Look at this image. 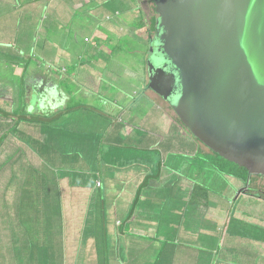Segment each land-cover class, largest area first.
<instances>
[{
	"label": "crops",
	"instance_id": "crops-1",
	"mask_svg": "<svg viewBox=\"0 0 264 264\" xmlns=\"http://www.w3.org/2000/svg\"><path fill=\"white\" fill-rule=\"evenodd\" d=\"M113 1L0 0V49H3V44L12 43L13 45L15 44L19 54H23L25 44L27 43L30 54H35L37 49H42L39 43L42 44L46 41L44 47L47 50V54H49V62L62 66L60 72L63 70V73L67 72L64 64L68 57H76L78 60L83 58L90 59L94 54L95 58L103 61L98 55L106 51L110 52L106 47L110 46L114 37L119 39L120 36H125V38H133L137 42H139L138 40L145 41L147 37L146 27L150 26L151 19L154 16L152 14L151 0H135V4H133L132 0H127V3L124 2V5H127V7L121 11H119V7H113L119 1L117 0L116 3ZM40 12L42 18H47V24L44 28L35 29L34 27V29H30L34 24L32 25L29 19L33 23L38 21V25H42L39 21ZM42 12L45 14L42 15ZM30 13L32 14L29 15ZM120 15L123 17L122 19L119 18ZM24 24L27 25L26 28H24ZM10 25H12L11 29ZM19 26H22L21 29ZM84 31L86 33L82 36L81 33ZM19 42L22 43L21 47L18 46ZM63 56L65 58L64 62L60 61ZM79 64L81 69L78 71L79 74L78 72L75 74L73 81L79 82L85 73L91 74L92 83L93 80L95 82V85L93 84L94 86H92L94 87L93 92H98L100 90L98 83L101 79L100 76L98 77L99 74L93 73H96V70L98 71L97 73H101L102 67L104 69L107 68L100 66V64L107 65L108 63L91 62V65L95 64L96 66L94 65V67L96 68L92 67L93 71L89 70V72L84 69L82 63ZM19 71L22 74V71ZM101 74L103 75V73ZM78 75L79 80L77 78ZM65 78L69 79L68 76ZM142 78L143 90H140V93L144 92L147 80L145 75ZM59 90L57 91L59 97L62 96L63 100H66L67 94L62 93L61 89ZM134 90L131 93L118 89L117 95L114 97L121 103L122 97H126L127 102H132L137 96L139 99L132 103L134 104L133 106L137 107V110L142 114L141 117L144 114L150 116L151 123L143 124V131L149 134H156L167 148V151H164L158 145L155 153L148 152L149 154L157 155L159 158V152L161 153L160 161H163V167L160 168L159 173L154 172L156 166H158L157 162L159 159L155 157L151 158V156L146 154V151L129 152L126 150L131 143L138 142L137 136L139 137L138 140H144L145 137L140 136L139 132L131 133L129 128V130L124 128L125 125H121L122 127H120L106 124L101 126L102 131L100 133L95 134L96 122L91 120L88 122L92 125L90 133L95 134V138L99 142L97 148L100 152H102V149L108 148L106 155L113 158V156L119 154L127 162L125 165L128 168L132 165H140V169H138L139 173L129 171L128 177H124L126 178L125 180L121 181V178H118L119 182L115 174L119 166L118 159H115L113 163L112 173L110 171L106 174L103 171L100 172L102 178H99L95 183L99 180L103 181L102 185L109 200L112 196H115L110 200L113 209L106 213L109 215V220L112 219L110 216L119 218V215L115 216L112 214L115 211L119 213L122 211L118 204L123 201H120L115 193L126 194L124 193L126 188L130 184L135 183L137 178H133L136 176L141 179L140 181L143 180L144 176L145 178L153 177V180L149 182V187L141 191L140 194V198L147 204L145 203L144 206H138L134 209L133 215L126 222L127 229L108 226L104 231L102 227H97L95 230L97 237L95 239L90 236L92 231H84V228H65L60 232L55 230L45 231V227L36 223L35 219H33L34 221L27 228V224H24L22 220H18L13 225L11 223V226H9L10 221L5 226L1 223L0 264H35L36 261H41V264H45L43 261L52 264L53 259L62 261L57 264H89L92 246L100 248L97 249L96 257L93 259L98 260V264H142L144 261L143 255L147 254L151 255L147 264H250V261L253 259L257 260V264H264V229H262L263 233L261 236L258 235L256 229L262 226L259 224L251 226L255 231L254 236L253 234H249V238L247 236L242 237L241 241L236 242L232 240V237L236 238L237 233L241 235L242 228L248 224V216L245 215L243 212L244 208L240 204L244 200L252 199V197L247 196V194H240V190L243 189L244 185L240 182L239 184H234L232 183V179L225 176H219L213 181V185L221 189L220 192H229L231 189L233 191L238 190L236 196L234 192L230 196V198L237 200L238 207L236 206V208H238V212L233 211L232 208H223L217 205L212 198V205L209 206L192 201V188L187 190L184 188L185 179L182 172L184 156L182 154L185 150H194L196 148L194 145L197 142L192 137L188 138L190 135L183 132L184 129L177 119L170 116L168 110L170 111L171 109L168 104L155 94L152 96L150 92H147L143 96H140V93L138 94ZM101 91L98 100L111 103L108 104L107 112H111L114 108L118 110L115 104L116 100L111 101L113 97H106L107 93L111 92L109 88H103ZM50 97L52 95H49V100L52 99ZM56 103V100L51 102L52 105ZM109 115L108 113L105 115L107 122L111 118ZM171 122L176 128L168 127V124ZM127 135L132 136V140L122 143L123 140L128 139ZM127 142L128 147L121 146ZM137 155L143 157L139 158L136 163L133 158ZM102 164L104 163L102 162ZM107 166L111 170V167ZM130 168L137 169L134 166ZM80 180L82 179L79 177L66 175L59 182V188L65 190L64 182L68 188L70 186L80 187L81 185H87L86 181L80 182ZM48 186H50L49 181ZM70 190L73 189L70 188ZM173 190H175L174 193ZM72 195L70 197L73 198ZM131 195H134V193ZM80 197V201L78 199L79 202H87V195H81ZM63 198L68 199L69 197L64 196ZM239 198L240 201H238ZM16 200L18 201L19 199L16 198ZM47 202H50V200L47 199ZM157 202L161 203L160 207L155 206ZM70 203L77 202L71 200ZM184 204L196 207L198 212H187ZM70 208H72V205H68L65 215L66 213H73L75 215L79 213L81 215L83 212L82 209H80L81 211L71 209V211ZM97 216H101V212H97ZM38 233L40 234L39 236L37 235ZM52 233L65 237L60 238V243H57L59 245L57 247L59 248V252L62 250L63 254L61 253L59 256L53 255L51 260V255L47 249H55L50 244L53 241L51 238ZM25 234L27 236L30 234L36 236L35 240L30 237H25L24 239L22 235ZM104 235L105 239L102 238ZM135 236H144L141 242L147 239L150 242L148 245L139 248L140 251H136L134 245V241H136L134 239ZM151 236L154 237L151 238ZM81 247H85V254L79 251ZM152 248H154V254L150 252ZM101 250L103 253L102 257L98 258V252ZM169 253L172 254V257H169ZM105 256L109 261L106 262ZM47 258L48 260H45Z\"/></svg>",
	"mask_w": 264,
	"mask_h": 264
},
{
	"label": "trees",
	"instance_id": "trees-1",
	"mask_svg": "<svg viewBox=\"0 0 264 264\" xmlns=\"http://www.w3.org/2000/svg\"><path fill=\"white\" fill-rule=\"evenodd\" d=\"M151 3L153 11L152 14H154V16L151 19L150 26L146 27L147 37L145 39V43H147V50L149 49L156 33L155 30L157 14L155 12L154 0H151ZM31 14L32 13H30L29 15ZM44 14L45 13L42 12V15ZM29 21L32 25L34 24L31 28L29 27L30 29H34V27L36 29V26L37 28H44L47 24V18H42L41 12L39 15V21L42 25H38V21H35L34 23L31 19H29ZM130 39L133 40V38ZM138 41V43H140L141 40ZM45 42L46 41H44L42 44L39 43L40 47L42 48L41 50L40 48L36 50L37 52L35 54H38L39 56H29L30 50H28V45L26 43V52L23 51L24 56L19 59H26V62H15V60H13L14 58L9 59V62H6L9 67L17 68V73L16 75L13 72L11 73L12 82H10V85L12 87L11 91L13 93L11 100L12 104H10L13 105V101L15 102L14 108L13 106L10 107V112L14 117L10 118L9 121H7L8 117H10L9 114L6 113L7 108H4L6 110H1L0 108V113L3 114V117L0 115V150L5 148V146H7L8 144L13 145L11 152L7 153V155L4 156L2 162H0L1 177L3 178L4 176L3 179L6 180L3 192L0 193V226L1 223H3L4 226L7 225L9 221V226H11L12 213H10V204L9 201H7V197L10 196L13 191H15V193H12L13 196L11 200L14 198L19 199L16 202L18 205L16 203L12 205L14 208H17V214L21 210H23L25 213L30 212L24 217V220L26 222L28 221V223L30 224L34 221L33 219H35L36 223L45 227V231L55 230L57 232H60L65 228H78L76 227V225L79 224V228H84V231L91 230L92 233L90 236L95 239V237H97L95 231L97 227H102L104 231L108 226L127 229L126 222L130 219L131 215H133L132 212L134 211V209L138 206H144V204L146 203L140 198V194L141 191L149 187V182L153 180V177L145 178L144 176L142 181H140L141 179L137 177L135 183H133L132 185L130 184L127 187L126 191L124 192L126 194H121L118 192L115 193L116 197L120 199V201H123L120 204L117 203L122 211L120 213L115 211L114 214H112L115 216L119 215V218L110 216V218L112 219L109 220V215H107L106 213L110 212L113 209L110 200L115 196H112L109 200L107 195L105 194V188L102 185L103 181L99 180L97 183H95L99 178H102V174L100 172H104V170L109 169V167L105 164H102L101 160H99V157H101V152L97 148L99 142H97L95 134L90 133L92 125L89 124V122L91 120L97 123L96 118H98L100 119L102 125L113 124L114 126L120 127L125 125L124 128H127L126 130L130 129L131 133L139 132L140 136H142L143 138L145 137L143 141H141L142 139L138 140L139 137L137 136L138 142L131 143L129 147L128 142L126 143L127 145H121L124 147H128L126 150L129 152L146 151V154H148V152L155 153L158 145L164 151H167V148L156 134H149L148 132L143 131L142 125L145 123L150 124L151 118L149 115L145 114L143 117H141L142 114L139 112V110H137V107L133 106L134 104L132 103L139 99L137 96L132 102H127L128 100L126 97L121 98V103L120 101L114 100L118 110L120 111L114 108L112 109L113 112H107L111 117L108 122L107 119H105L104 115L106 112L102 110L99 111V115L94 116L91 114L93 108H91L92 106L90 105L81 103L76 104V101L74 102V104H69L68 99L71 94L65 86L68 79H66L65 77L63 78L62 75L64 71L60 72L62 66L54 65L53 63L49 62V54H47V50L44 47V45L46 44ZM118 45L115 47V49L119 47ZM114 51V49L111 50L109 58L112 56V52ZM148 59L149 54H147V56L146 54H143L142 64L148 66ZM33 64L36 66V70H32L31 66ZM42 65H45L47 73H50L52 76L47 74V78L40 81L39 79H37V75H41L39 74V72L42 73L40 71ZM94 65L95 64L91 66ZM19 70L22 71V74H20ZM101 70H103L101 71L103 75H101L102 77H100V81L103 82L104 80H106L105 74L107 69H104V67H102ZM44 82L47 88L41 90ZM107 84H109V87L110 85H112L111 88L108 87L109 91H111L110 95H113V89H120L118 88L117 84H113L112 81H109ZM147 85L148 81L146 80L144 92H141L140 96H143L144 93H147L149 91L151 92V90L147 88ZM62 88H64L63 91ZM98 88L100 89L98 92L92 91V94H94L97 98L102 92L101 90L103 88H106V86ZM59 89H61L62 93L67 94V99L63 100V97L61 96L59 97L56 104L50 105L51 99L49 100V95H52V97L50 98H53V96L58 93L57 91H60ZM29 90H31V93H28ZM33 92L37 93L38 96H40V99L36 102H32L31 100ZM3 97L4 98L0 97V101L5 100L8 102V99H6L4 95ZM100 102L104 108H106L107 106L109 107V105H107V102ZM31 108L32 112H29L28 110ZM40 108H43L44 110H40ZM176 119L178 123L181 124L179 119ZM134 120H137L138 122ZM181 126L184 129V132L190 135L199 145L192 151L185 150V152L188 153L189 157H191L188 159L190 161L189 163L195 164H191L189 167L182 168L183 177L185 179L184 188L185 190L192 188V201L209 206L212 205V198L215 200L214 203H216L217 205H220L223 208L229 207L232 208L233 211H236V209H238L236 208V206L238 207L237 200L230 198L228 191L220 192L221 189H218L213 185V181L216 180V178H218L219 176H225L242 183L244 185L243 187H245L246 189L244 190L245 194H247V196L249 197H252L253 200H264V193H261L259 191H253L255 192L253 193L250 189V186L253 184L254 179H260L264 176L249 175L246 169L228 162L218 154L212 152L202 143H200L196 138H194L182 124ZM34 133H38L39 136H35ZM127 137L128 139L123 140L122 143L128 140H132V136L127 135ZM61 148H63L64 150H61ZM198 152H201L202 156H204V159L197 158ZM159 155L160 158L157 162L158 166H156V169L154 171L155 173H159L160 168L163 167V161H160V152ZM35 157L40 161V168L34 166L35 161L33 159ZM17 165L19 166L16 167ZM132 166L137 167V169L130 168ZM132 166H130L128 169H117L115 171L116 176L119 174V177L123 179L124 177L120 176V174H125L127 173V171H135L136 173H139L138 169L140 165ZM108 171L112 173L113 168H111V170H107L104 173L106 174ZM199 173H202L204 177L199 178ZM66 175L79 177L82 179L80 180V182H87L86 186H70V188L72 189H86L82 192L81 195H87V202L81 203L79 202L80 199L78 201L72 197L68 199L63 198L65 192L63 189L59 188V182L61 181V179L66 177ZM35 177H37L41 183V185L34 183L35 190H37V188L40 186L43 189L44 193V199L43 195L42 199L45 201V204L42 206V208H36L38 195L36 196L30 192L34 191V189L31 188H33L32 181L36 179ZM17 181H19V187L18 184L16 185ZM48 181L50 186H48ZM231 190L233 191V189ZM174 192L175 190H173V193ZM132 193H134V195H131ZM47 199L50 200V202H47ZM71 200L76 201L79 204V207L76 206L78 207L77 209L72 208V210H83L80 218L78 217L79 219L77 221H75L74 216L68 217L65 215L68 205L70 206L73 204L70 203ZM117 204L115 205L117 206ZM155 206L160 207L161 203L157 202ZM34 209L35 211L33 212ZM57 211H60L61 214H59ZM16 212L13 213L16 214ZM97 212H101V216H97ZM33 213H36V215H34ZM242 229L243 230H241V235L237 233L235 236L236 238L232 237L233 241H241L242 237L247 236L249 238V234H253L249 233L251 232V230L247 232V230H245L244 228ZM37 235L39 236L40 234L38 233ZM102 238L105 239V235L102 236ZM143 238L144 236H135L134 239L143 240ZM135 243L136 241H134V244ZM37 244L39 245V243ZM96 249L100 248L96 247ZM102 254V251L98 252V258L102 257ZM169 257H172L171 253H169ZM105 259L106 262L109 261L106 256ZM250 264H257V260H251Z\"/></svg>",
	"mask_w": 264,
	"mask_h": 264
},
{
	"label": "water",
	"instance_id": "water-1",
	"mask_svg": "<svg viewBox=\"0 0 264 264\" xmlns=\"http://www.w3.org/2000/svg\"><path fill=\"white\" fill-rule=\"evenodd\" d=\"M147 88L200 143L264 176V0H154Z\"/></svg>",
	"mask_w": 264,
	"mask_h": 264
},
{
	"label": "rangeland",
	"instance_id": "rangeland-1",
	"mask_svg": "<svg viewBox=\"0 0 264 264\" xmlns=\"http://www.w3.org/2000/svg\"><path fill=\"white\" fill-rule=\"evenodd\" d=\"M118 1L120 3L117 2V0L113 1L114 3L117 2L116 5L113 6V7H119V11H121V10H123V9H125L127 7V5H124V2L127 3V0H118ZM132 2H133V4H135V0H132ZM123 13L125 14V12H123ZM119 18L122 19L123 17L120 15ZM24 25H25L24 28H26L27 25L26 24H24ZM21 27H20V29H21ZM11 28H12V25H10V29ZM36 28H37V26H36ZM82 30H84V29H82ZM85 33L86 32L84 31V32L81 33V35L83 36V35H85ZM110 37H111V34H110ZM146 44L147 43H145V41H141L140 43H138L137 41L132 40L130 38H125V36H123V37L120 36L119 39L114 37L113 38V42L110 44V46L106 47V49H108L111 52V50H113V48H115L117 45L119 46L117 49H114L115 50L114 52H112V56H111L110 60H109V57H108V56H110V52H108V51L104 52L103 54H99L98 55L101 58V60H103V61H99L98 58H95L94 54H93V57L90 58V59L83 58L81 60H78L76 57L75 58L68 57V59L66 61H65V58L63 56L60 61H62V62L65 61L64 66L67 69V72L63 73V75H62L63 78L66 77V76L69 77V79L67 81V84H65L66 89L71 94L69 96V99H68L69 100V104L70 103L74 104V102L76 101V104L77 103L78 104L81 103V104L90 105V106H92L91 108H93L91 114L94 115V116L99 115V111L100 110H102V111H104L106 113L108 111L107 110L108 106L106 108H104L102 106L101 102L98 100V98L94 94H92V91L94 90V87H92V86L95 85V82L93 80V83H92L91 74L88 75V74L85 73L83 78H81V79L79 78V75H78L77 78H78V80L80 79L81 81L80 80H79V82H74L73 81L75 74L78 71H80V69H81L79 63H82L84 65V69H86L87 72H89V70L93 71L92 67H94V66H91V62H93V61L98 62V63H100V62L101 63H103V62L104 63H108L107 65L100 64V66H105L107 68V71H106V74H105L106 80H104L103 82L99 81V83H98L99 87L101 88L103 85H105L108 88L109 84H107V83L109 81H112V83L113 84H117L118 88H120V89H123V90H125L127 92H131V93H133L132 90L135 89L134 91L138 92V94H139L140 90H143V84H142V81H141L143 79L142 77L144 75L146 76V72H149L148 66H145V64L144 65L142 64L143 54H146V56H147V54H149V52H150L149 49L147 50V45ZM18 46L21 47L22 43L19 42ZM2 48L3 49H0V86H1L0 87V97L4 98L3 97V95H4L5 98L8 99V102L5 101V100H1L0 101V108H1V110H6L4 108L5 107L7 108L6 113H8L9 116H10V117H8L7 121H9L10 118L14 117L13 114L10 112V107L13 106V108H14V104H15V102L13 101V105H11L12 104L11 100H12V96H13V93L11 91L12 87L10 85V82H12L11 73L13 72L15 74L17 68L9 67L6 62H9V59H13L14 58L13 60H15V62L20 61V63H24V62H26V59L25 60H19L20 58H22L24 56V54H19L18 50H16L15 44L14 45L12 43L3 44ZM37 55L38 54H29V56H37ZM109 62H111L112 65L109 64ZM129 65H130V67H129ZM132 66H134V67H132ZM31 67H32V70H36L35 69L36 66L34 64ZM40 71L42 73H40L38 71L39 74H41V75H37V79H39L41 81V80L46 79L47 78V74H49V73H47L45 65H42V68H41ZM97 72L98 71L96 70V73H93V74H99L98 77L99 76L102 77L101 76L102 74L101 73H97ZM78 74H79V72H78ZM49 75L52 76L51 74H49ZM74 83H76V84H74ZM43 86H45V87H43ZM43 86H42L41 90L47 88L45 82L43 83ZM111 86L112 85H110L109 88H111ZM114 87H116V86H114ZM83 88H86V89H83ZM63 89L64 88H62V91H63ZM38 90H36V91H38ZM112 91L114 92V94L112 96L113 98L110 97V92L107 93V97H110L111 101H114V100H116L114 96L117 95V90L113 89ZM28 93H31V90H29ZM103 94H104V92H103ZM150 94L152 96H154V93L150 92ZM39 99H40V96H38L37 93L33 92L32 99H31L32 102H36ZM58 99H59V93H56V95L51 99V102L53 100H56L58 102ZM108 104H111V103L107 102V105ZM50 105H52V104L50 103ZM42 106H45V105H42ZM148 106H150V105L148 104ZM40 110H44V109L40 108ZM28 111L32 112V108L29 109ZM168 112H169L170 116H172L174 118L176 117L174 112H172L171 110L170 111L168 110ZM106 113L104 115H107ZM0 115L3 117V114L0 113ZM96 119H97V123H96V130H95L96 133L95 134H98V133H100L102 131V129H101L102 123L100 122V119H98V118H96ZM168 127L169 128H176L175 125L172 122L168 124ZM183 132H184V130H183ZM34 134L37 137L39 136L38 133H34ZM190 137L191 136H188V138H190ZM4 145H5V143H4ZM12 146L13 145L8 144L7 146H5V148L0 150V162H2L4 156L7 155V153L11 152ZM194 146L197 148L199 145L197 143H195ZM61 150H64V149L61 148ZM107 151H108V148L102 149V152L100 154L101 157H99V160H101L105 165H109L111 168H113V163H114L115 159H118L119 166L117 168L118 169H125V168L128 169V167L125 165V163H127V162L124 161V158H122V156L117 154V155L113 156V158H112V157L106 155ZM147 155L151 156V158L155 157L156 159H159V157L157 155H155V154H149L148 153ZM182 155L184 156V165L182 166V168L189 167L191 164H195V163H189L190 161L188 159L191 158V157H189L188 153L183 152ZM141 157H143V156L137 155L133 159H135V161L137 163L139 158H141ZM197 158L198 159H204V156H202L201 152H198ZM33 160L35 161V163H34L35 165L34 166H37L38 168H40L41 167L39 165L40 161L36 157ZM93 162H95V161H93ZM18 166L19 165H17L16 167H18ZM107 170H109V169H105L104 172H106ZM41 172H43V171H41ZM198 175H199V178H203L204 177L202 173H199ZM207 175H208V173H207ZM120 176L127 178L128 177V171L125 174H120ZM137 177L138 176H136L133 179H136ZM3 178H4V176H3ZM3 178L1 177V174H0V193L3 192V188L5 187V183H6V180H4ZM35 178L36 179L34 181H32L33 185H34V183H36L38 185H41V183L38 180V178L37 177H35ZM118 178H119V174L116 177L117 181L119 182ZM126 178L121 179V181L125 180ZM232 183L239 184L238 181H235L233 179H232ZM17 184H18V187H19V185H20L19 181H17L16 185ZM63 185L65 187L64 196H68L70 198L72 192H74L73 195H72L73 198L77 199V200L81 199L80 196H81L83 190L78 189V188L70 190L67 187L65 182L63 183ZM124 188H126V187H124ZM9 189H8V192H9ZM31 189H34V191H30L31 193H33L36 196L38 195V201H37V204H36V208H42V206L45 204V201L43 200L44 199L43 189L40 186L37 188V190H35L34 187L31 188ZM250 189H251L252 192L253 191H259L261 193H264V178L254 179L253 180V184L250 186ZM244 190H246L245 187H243V189L240 190V193L245 195V191ZM13 192L15 193V191H13ZM233 192H234V195L236 196L237 193H238V190H235V191H231L230 190L228 192L229 196L233 195ZM12 193H11L10 196L7 197V199H8L7 201H9V204H10L9 205L10 213H12L11 223L13 225L18 220H22L24 223L27 224L26 225V228H27L30 224L28 223V221L26 222L24 220V217L30 212L25 213L23 210H21L17 215L15 213H13V212L17 211V208H14L12 205L15 204L17 202V200L15 198L11 200V198L13 196ZM253 193H255V192H253ZM42 195H43V199H42ZM238 201H240V198L238 199ZM184 205H185V208L187 209V212H189V211H192L193 213L198 212V209L196 207H194V206L190 207V206H188V204H184ZM240 205H241L242 208H244L243 212L245 213V215L248 216L247 221H248V224L250 225V226L246 225L243 228L245 230H247V232L251 230V232H249V233H253V236H254L255 231L253 230V227H251V226L255 225V224H259L262 227H257L256 229H257L258 235L261 236V234L263 233L262 229H264V226H263L264 225V200L247 199V200H244L243 202H241ZM76 206L79 207V204L78 203H73L72 204V208H76L77 209L78 207H76ZM76 209H75V211H76ZM34 211H35V209L33 210V212ZM78 211H81V210H78ZM57 212L59 214H61L60 211H57ZM236 212H238L237 209H236ZM34 215H36V213ZM66 215L67 216H74L75 221H77L80 218V214L79 213H78V215H75L73 213L72 214L66 213ZM76 227L79 228V224H77ZM252 231H254V232H252ZM22 236H23L24 239H25V237H27V238L30 237L33 240H35V237H36V236H34L32 234H30L29 236H27L26 234L22 235ZM64 237L65 236H62V235H55L53 233L51 234V238L53 239V241L50 244L52 245L53 248L55 247V249L51 248L52 250H48L47 249V251L51 255V260H52V256L53 255L59 256V255H61V253L63 254L62 250H61V252H59V248H57V247H59V245L57 243H60V238H64ZM152 237H154V236H151V238ZM55 238H56V240H55ZM0 240H1V236H0ZM141 241L142 240H140V239L136 240V243L134 244L136 251H140L139 248H142V246L148 245L149 242H150L149 239L144 240V242H141ZM79 251H81L82 254H85V247H81ZM96 252H97L96 247L92 246V248L90 250L91 260H89V262H90L89 264H98V260H93L96 257ZM150 252L152 254H154V248L150 249ZM77 254H79V253H77ZM150 257H151L150 254L143 255V260L144 261L142 262V264H147V262L150 259ZM139 258H140V256H139ZM45 260H48V258L45 259ZM52 261L53 262L55 261L56 264L59 263V262L60 263L62 262L59 259H57V260L53 259ZM43 262L45 264H48L47 261H43ZM53 262H52V264H55V262L54 263ZM41 263H42L41 261H39V262L36 261L35 262V264H41Z\"/></svg>",
	"mask_w": 264,
	"mask_h": 264
},
{
	"label": "clouds",
	"instance_id": "clouds-1",
	"mask_svg": "<svg viewBox=\"0 0 264 264\" xmlns=\"http://www.w3.org/2000/svg\"><path fill=\"white\" fill-rule=\"evenodd\" d=\"M145 77H147V81H148V84H149V74H148V72H146V76ZM148 86V85H147ZM151 90V89H150ZM151 92H153L155 95H157L162 101H164L166 104H168L165 100H164V98H163V96L162 95H159V94H157V93H155L154 91H152L151 90ZM169 105V104H168ZM169 107H170V109H171V111L173 112V110H172V108H171V106L169 105ZM175 114V113H174ZM176 116V115H175ZM175 118H177V116L175 117Z\"/></svg>",
	"mask_w": 264,
	"mask_h": 264
},
{
	"label": "flooded vegetation",
	"instance_id": "flooded-vegetation-1",
	"mask_svg": "<svg viewBox=\"0 0 264 264\" xmlns=\"http://www.w3.org/2000/svg\"><path fill=\"white\" fill-rule=\"evenodd\" d=\"M264 178V177H263Z\"/></svg>",
	"mask_w": 264,
	"mask_h": 264
}]
</instances>
